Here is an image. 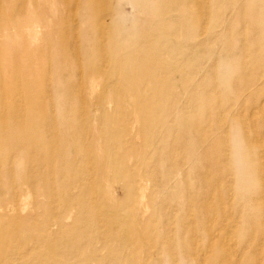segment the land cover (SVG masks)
<instances>
[{
	"label": "rangeland",
	"instance_id": "rangeland-1",
	"mask_svg": "<svg viewBox=\"0 0 264 264\" xmlns=\"http://www.w3.org/2000/svg\"><path fill=\"white\" fill-rule=\"evenodd\" d=\"M0 264H264V0H0Z\"/></svg>",
	"mask_w": 264,
	"mask_h": 264
}]
</instances>
